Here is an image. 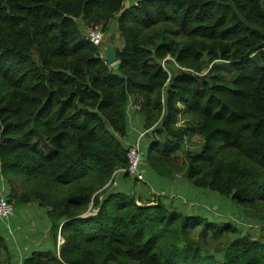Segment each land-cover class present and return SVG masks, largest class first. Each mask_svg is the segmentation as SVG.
<instances>
[{
  "label": "trees",
  "instance_id": "obj_1",
  "mask_svg": "<svg viewBox=\"0 0 264 264\" xmlns=\"http://www.w3.org/2000/svg\"><path fill=\"white\" fill-rule=\"evenodd\" d=\"M113 21L110 67L87 31ZM132 120L142 171L184 175L264 226V0H0V189L45 208L51 234L23 264H264V228L132 191Z\"/></svg>",
  "mask_w": 264,
  "mask_h": 264
},
{
  "label": "rangeland",
  "instance_id": "obj_2",
  "mask_svg": "<svg viewBox=\"0 0 264 264\" xmlns=\"http://www.w3.org/2000/svg\"><path fill=\"white\" fill-rule=\"evenodd\" d=\"M116 22L113 21L105 32L104 45L113 43L115 47H122L123 40L120 38V34L116 27ZM89 35V30L87 31ZM114 67V66H113ZM117 67H115L116 69ZM137 120L140 117L137 116ZM138 121L135 125H131L130 130L128 126L129 136L124 140L127 143L136 142L141 138L142 129L139 127ZM203 145V141L200 137L195 136L185 141L183 148L185 150L198 152ZM147 148V141L143 139L141 142L142 155ZM145 181L137 182L136 187L132 191L139 195L153 196L161 195L163 201L170 206L176 207L184 214H195L208 218L210 221L219 222L226 220L241 228L243 232L252 231L257 232L264 228L263 225H257L254 219L247 217L243 208L237 206L229 197L219 195L217 193L199 190L195 188L184 175H179L173 180L155 176L152 171H143ZM120 179L114 181L115 187L118 186ZM131 188V186L129 187ZM11 226L13 230H16L14 235L10 234L7 227ZM19 228V229H17ZM0 230L2 235L6 238L9 246L10 256L1 264H23L19 262L20 258H28L32 253L19 256L22 249H28L30 252L39 250L42 245L45 250H48L46 241L51 240L50 225L47 223L46 209L40 207L38 204H30L28 206L17 207L14 215L8 221H0ZM22 230V231H21ZM224 246H209L206 249V253L219 255L222 253ZM21 249V250H19ZM22 254V253H21ZM17 258V259H16ZM6 259V258H5ZM16 259V260H15Z\"/></svg>",
  "mask_w": 264,
  "mask_h": 264
},
{
  "label": "built area",
  "instance_id": "obj_3",
  "mask_svg": "<svg viewBox=\"0 0 264 264\" xmlns=\"http://www.w3.org/2000/svg\"><path fill=\"white\" fill-rule=\"evenodd\" d=\"M90 41L96 46H103L105 41V34L100 27H95L89 30L88 35ZM132 104H130V107ZM141 138L144 133L141 134ZM141 138H139L128 151V167L126 169L119 170V172L128 173L133 179L139 182L145 181V175L141 170V165L143 161L142 150H141ZM15 206L9 202L5 195V187L0 189V221H8L15 213ZM8 231L12 233V228L10 225L7 227ZM63 243V240L58 238V248Z\"/></svg>",
  "mask_w": 264,
  "mask_h": 264
},
{
  "label": "water",
  "instance_id": "obj_4",
  "mask_svg": "<svg viewBox=\"0 0 264 264\" xmlns=\"http://www.w3.org/2000/svg\"><path fill=\"white\" fill-rule=\"evenodd\" d=\"M101 52L108 66L113 67L119 63V59H118L117 53L115 51V46L113 45V43H108L106 45H103L101 47ZM62 226H61L60 234H59V237L61 239H62V235H61Z\"/></svg>",
  "mask_w": 264,
  "mask_h": 264
},
{
  "label": "crops",
  "instance_id": "obj_5",
  "mask_svg": "<svg viewBox=\"0 0 264 264\" xmlns=\"http://www.w3.org/2000/svg\"><path fill=\"white\" fill-rule=\"evenodd\" d=\"M131 124H132V125H135V121L132 120V123H131ZM47 220H48V218H47ZM17 229H19V228H17ZM15 231H16V230H13V229H12V233H13V235H14ZM21 231H22V230H21ZM19 250H21V249H19ZM34 250H35V249H34ZM21 253H22V255L25 257V255H27V254H29V253H31V252L29 251L28 246H27L26 249H24V250L22 249ZM11 259H12V257H11ZM16 259H17V258H16ZM16 259H15V260H16ZM19 260H20L19 262H22V261L24 260V258L21 257ZM15 264H16V263H15Z\"/></svg>",
  "mask_w": 264,
  "mask_h": 264
}]
</instances>
